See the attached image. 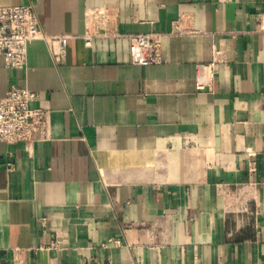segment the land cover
I'll return each instance as SVG.
<instances>
[{"label":"crops","instance_id":"0c3cea01","mask_svg":"<svg viewBox=\"0 0 264 264\" xmlns=\"http://www.w3.org/2000/svg\"><path fill=\"white\" fill-rule=\"evenodd\" d=\"M16 3L68 38L62 64L43 39L0 64V98L48 109L44 139L0 141V264H264V0ZM138 32L158 61L132 60Z\"/></svg>","mask_w":264,"mask_h":264},{"label":"built area","instance_id":"2783aa9c","mask_svg":"<svg viewBox=\"0 0 264 264\" xmlns=\"http://www.w3.org/2000/svg\"><path fill=\"white\" fill-rule=\"evenodd\" d=\"M89 26L85 41L114 30L115 15L106 6L88 13ZM66 34H48L40 26L31 3L0 4V64L6 68H25L29 44L43 39L56 64L66 56ZM129 50L135 63L146 64L159 60L158 39L152 33L129 35ZM38 92L25 85L12 84L0 98V141L6 143L42 140L48 131V109L31 103Z\"/></svg>","mask_w":264,"mask_h":264}]
</instances>
